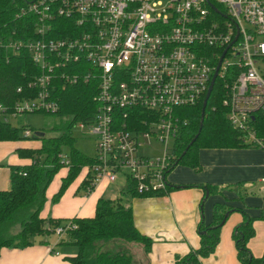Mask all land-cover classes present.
<instances>
[{"label": "built area", "instance_id": "obj_1", "mask_svg": "<svg viewBox=\"0 0 264 264\" xmlns=\"http://www.w3.org/2000/svg\"><path fill=\"white\" fill-rule=\"evenodd\" d=\"M19 15L31 16L33 37L0 36V48L25 50L37 72L17 87L24 95L11 111H0L5 118L53 114L55 82L93 80V115L75 122L96 138L91 184L122 175L138 194L166 192L175 110L204 98L223 50L210 93L221 90L228 123L244 143L264 150V137L249 125L264 112V0H31ZM149 140L160 144L159 157L140 152ZM259 181L264 189V177ZM73 228L66 222L54 233Z\"/></svg>", "mask_w": 264, "mask_h": 264}, {"label": "trees", "instance_id": "obj_2", "mask_svg": "<svg viewBox=\"0 0 264 264\" xmlns=\"http://www.w3.org/2000/svg\"><path fill=\"white\" fill-rule=\"evenodd\" d=\"M30 1L0 0V36L3 42L13 40L23 42L33 37L29 21L31 16L19 15L21 8ZM36 72L25 50L20 49L15 52L0 48V105L4 106L7 112H10L14 102L24 95L22 92H17V87L24 88L26 81L30 78L28 75ZM50 94L58 103V110L53 114L69 116L70 121L62 128H55L62 131L60 135L45 138L33 134V138L41 140L37 148H16L17 155L20 158H29L30 162L11 165L9 188H0V250L3 247L27 246L32 243L34 237L51 234L56 226L63 227L66 222H71L74 228L66 230L65 239L58 241L59 244H70L75 247V254L68 258L71 264H141L150 250L152 241L135 227L129 201L134 197L164 195L168 188L165 193L138 194L133 182L125 178L126 188L120 191V196L98 197L91 217H40L39 213L46 200L45 190L60 168L66 167L67 171L60 179L57 191L50 198L51 204L58 201L82 168H85V174L79 187L89 192L94 185L91 184L89 171L94 159L73 147L69 132L73 123L86 122L93 115L94 81H78L73 84L57 81L50 90ZM221 98V90L216 86L207 98L198 135L180 157L181 151L198 129L202 100L193 106L175 110L178 116V128L169 149L171 163L167 172L179 164L197 170L198 150L201 148L250 146L243 142V133L228 123L225 110L220 103ZM1 114L0 111V116ZM249 125L258 137H264V112H255ZM21 130L27 129L13 127L0 118V142L21 139ZM62 146L68 148L65 155L68 164L61 162ZM200 187L208 193L215 189L209 186ZM231 209L223 204L215 203L212 207L211 221L205 224L203 220H200L197 224L198 247L189 249L181 256H175L171 264H202V259L208 257L218 243L221 226L219 223L224 212ZM236 211H239L242 216V220L231 233L237 261L240 264H264V250L261 256L255 257L247 247L248 239L254 234L252 228L254 219L241 209ZM131 245L139 247L143 260H137L132 255Z\"/></svg>", "mask_w": 264, "mask_h": 264}, {"label": "crops", "instance_id": "obj_3", "mask_svg": "<svg viewBox=\"0 0 264 264\" xmlns=\"http://www.w3.org/2000/svg\"><path fill=\"white\" fill-rule=\"evenodd\" d=\"M250 147L256 148H201L198 150L197 170L179 164L167 172L170 176L165 177L168 191L164 195L134 197L129 201L135 227L152 241L144 259L147 264H171L175 256L198 247L197 224L200 220L205 224L211 221L215 203L232 209L220 226L214 251L202 259V264H240L231 239L233 228L242 220L237 209L254 219V234L248 239L247 247L253 256H261L264 250V196L261 193L264 189L247 191L243 186L264 175V153ZM26 163L22 160L17 165ZM66 171V167L60 168L49 183L50 188H46L40 217H91L98 197L112 198V183L117 179L100 181L87 192L79 187L85 174V168H82L58 201L51 204L50 198ZM200 186L215 189L204 197V189ZM8 188L6 184L3 189ZM61 239L64 240L65 235L58 237L53 232L34 237L32 243L24 247H3L0 264H71L68 258L75 254L76 249L70 244H59Z\"/></svg>", "mask_w": 264, "mask_h": 264}, {"label": "rangeland", "instance_id": "obj_4", "mask_svg": "<svg viewBox=\"0 0 264 264\" xmlns=\"http://www.w3.org/2000/svg\"><path fill=\"white\" fill-rule=\"evenodd\" d=\"M166 0H162V3H165ZM259 40L264 42V35L260 36L258 38ZM0 118H2L5 122H8L13 127L18 128H26L29 132L28 136L24 135V131H20V136H22L21 139L18 140H9L5 142L0 143V187L3 189L5 185H9V177H10V166L20 164V161H26L27 163L30 162V159H24L20 158L17 155V151L14 150L16 147H31L32 149L37 148L40 145V139L39 138H33L32 135L35 133H42L43 137H51V136H57L62 133V131L55 129L56 127L62 128L64 125L69 123L70 117L68 116H57L52 113H44V112H28L23 113L20 115H7L5 116L1 114ZM55 129V130H54ZM70 136L73 140L72 145L74 148H76L78 151H80L82 154H84L87 157H93L94 154V146L96 138L95 136L87 134V129H79L78 123H73L70 127ZM145 145H141L140 152L145 154L149 157H159L161 154V146L160 144L154 142L153 140H149L145 142ZM251 150H256L261 153H264V150H261L259 148H253L250 147ZM203 150V149H202ZM62 155H65L68 152L67 146H62L61 148ZM264 166V165H263ZM177 168H180L181 166H176ZM174 171H176V169ZM170 176V173H166V179ZM264 177V175L262 176ZM261 177V178H262ZM258 180H252L248 182L247 186H243L247 191H257V189L261 190L262 188V182ZM127 180L122 176L118 175L117 180L112 183V194H110V197L115 198L120 196V191L122 189L126 188ZM51 185V184H50ZM49 185V186H50ZM48 186V188H50ZM83 193V192H82ZM262 196H264V193H261ZM132 255L137 258V260H143L142 253L139 249V247L136 246H130ZM145 259V258H144ZM141 264H147L145 260L142 261Z\"/></svg>", "mask_w": 264, "mask_h": 264}, {"label": "water", "instance_id": "obj_5", "mask_svg": "<svg viewBox=\"0 0 264 264\" xmlns=\"http://www.w3.org/2000/svg\"><path fill=\"white\" fill-rule=\"evenodd\" d=\"M224 51H225V50H223V52H222V53L220 54V56H219V59H218L217 64H216L215 72L213 73V76H212V78H211V81H210V83H209V86H208V88H207V91H206V93H205V95H204V98L202 99V102H201V108H200V115H199L198 129H197L196 133L194 134V136L191 138V140L188 142V144H187V145L184 147V149L181 151L179 157L182 156V155L184 154V152L186 151V149L188 148V146L193 142V140H194L195 137L198 135L199 130H200L201 126H202V119H203V115H204V109H205L206 101H207V98H208V96H209V93H210V90H211V87H212V84H213L214 78H215V76H216V70H217V68H218V66H219V63H220V60H221L222 56L224 55ZM34 135L42 136L43 134L39 132V133H35ZM207 194H208L207 190H204V197H206ZM200 210H201V206H200ZM228 212H229V211L224 212V214H223V218H222V220L220 221L219 225H222V224L224 223V221H225V219H226V217H227ZM201 217H202V216H201Z\"/></svg>", "mask_w": 264, "mask_h": 264}]
</instances>
